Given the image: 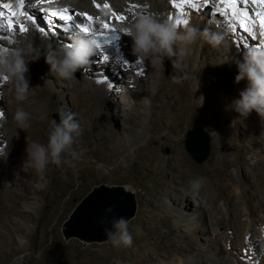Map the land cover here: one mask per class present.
Returning <instances> with one entry per match:
<instances>
[{
  "label": "bare ground",
  "instance_id": "obj_1",
  "mask_svg": "<svg viewBox=\"0 0 264 264\" xmlns=\"http://www.w3.org/2000/svg\"><path fill=\"white\" fill-rule=\"evenodd\" d=\"M199 1L198 8L201 11L205 0ZM19 3L20 0H0V13H3V15L0 16V25H3L0 27V35L9 40V43H7L5 38L0 36L1 43L3 42L4 44L2 48V45H0V50L8 49L21 37H27L33 41L34 47L38 50V55L36 59L29 61L27 65L29 71L25 75L32 88L28 100L22 102V106L32 114V119L30 121L31 126L26 131L17 129L18 135H15L17 126L12 119V115L17 104L13 98L12 102L14 104H12V106H4L0 103V112L4 113L2 116L3 120H0V124L3 125L0 127V173H2V176L0 174V181H2V184H5L0 188V211L3 212L2 215H7L8 213L16 211L17 207L14 204L8 205V200L19 194L17 193L19 192V187H16V183L19 180L16 177L20 176V168H23L29 177V179L23 181V183H19L20 188L34 183L35 187L29 190V196H33L34 199L41 202L38 207L40 208L39 215L36 218L34 226H29L25 220L23 223H17L16 231L24 233V236L19 234L18 240L20 242V247L26 249L31 244V238L34 237L37 239L35 245L36 249H42V258L45 257V252L59 245L60 236L58 233V224L64 216V212L60 210L63 204L72 201L77 193L84 187V179L81 178L80 173L75 172V170L80 164L87 161L89 159L88 156L93 153L96 154V158H94L95 162L101 166L111 161L112 166L108 171L111 177L136 180L142 187V197L145 206L151 205L153 207L150 210L144 209L143 214L145 213V216L143 215L137 220V224L141 229L129 227V231L133 236L131 247H115L110 243L106 247L86 250L83 252L84 256L82 257L81 264H117L114 262V259H119L123 264H129L127 260L130 255L137 260V264H162L163 261H160L162 258L157 252V247L159 246L160 240L164 238L163 236L167 232H161L157 236V241L154 244L146 240L147 233L148 231H157L161 225H167L174 217L173 212L175 213L176 210H180L179 207L182 204L186 211L192 210L193 207L196 208L194 214L197 215L193 216L194 214H190L189 216L184 215L185 217H176V229L178 228L181 233L191 232V234L195 236L196 234L207 236L206 244H204L205 248L218 247L220 241H223L224 244L222 245L226 247L229 256L234 254V234L244 233L243 236L246 241V246H248L251 252L250 261L252 262V259L257 261L260 256L264 254V208L262 209V216H260L262 217L263 224L261 223L256 226L258 221L252 216L258 211V208H261L262 205L264 206V203L261 201V204H257L256 202L253 204V200L248 196L247 198H250L248 199V204L247 200H245L248 189H243V183H245L247 179L250 180L251 177L256 175L259 176L262 173L264 174V147H255V144L258 142L264 144V128L257 129L261 126L263 120L260 119L261 117L259 118V126H254V130L250 134V136L253 137V139H251L253 146L251 152L248 155H243L241 158L227 159V154L237 152L238 140L233 137L227 145H221L219 143L209 163L197 167L190 166L185 150L179 142L181 132H183V119L186 115L187 108L193 107L198 102V99H191L188 93V82L193 72H195L196 75V79L193 82L194 92H196L195 95H197V98L200 96L204 97L201 105L202 107L208 104L210 106V113L215 112L217 109L230 111V115L236 113L228 107L229 105L225 102V97L220 96L215 91L214 84L209 82V77L212 76L215 78H218L220 75L226 77L228 71L236 66L237 60L232 55L237 51L235 47L236 40H242L247 43H253V41L256 40L250 39L244 32V29L239 28L238 20H232L231 9L225 8L224 12L227 14H221L223 18H218L220 20L217 22V27L226 35V41L228 42L229 40L234 43L233 47L229 46L223 49V51H227L226 55H228V61L225 63L220 62V59L214 56V66L218 68V70H210L207 67L210 55L207 42L198 41L196 44L191 45L190 54L182 62L181 66L178 67L183 80L180 85H178L181 91L179 99L176 100L175 103H156L151 100L150 107L143 104V108L146 111L145 113H147V110L151 112L150 115L143 116V118L137 115L133 116L132 114V110L139 109L136 103L131 107H126L127 102L125 101H123L124 105L121 101H117L116 104L110 103L109 106H111V109L120 111L121 114L119 113V117H125V129L127 128V131L124 130V127L122 128L121 125L123 123L117 122V126H114L113 129H109L105 126V122H103L98 126V137L100 140L96 144H92V138L84 136V129L82 128L83 132L81 137H79L77 143L73 145L76 151L82 153V155L80 159L72 161L74 166L62 163L57 165V169L54 170L49 167L50 163L43 175H39L34 168L25 164L27 160V140L29 142L38 140L41 143H47L51 114L58 103L70 105L69 111L75 113L76 117H79L81 120H86V116L81 108L83 97L85 94L91 97L97 95L96 97H98V94H100L99 89L103 90L102 99L105 100L107 98L109 102H114V100H111L113 95H123V93H125L123 91H125L127 87V91H131L132 89L130 88H133L134 92L140 94L141 92L139 91L138 93L137 88L147 86L149 90L146 93L149 94V97L155 96L159 90L158 86L161 83L162 77L158 67L159 65L153 66L148 60L139 59L133 54L132 38L122 32V26L131 23L135 18L140 16V14L157 15L162 11H168L167 16H169L170 19V13L172 12L171 7H173L174 4L173 0H44L43 3H37V0H24L23 11L36 17V23L33 24L31 21H27L24 16L10 15L13 12L19 13ZM4 4H10L11 8H3ZM105 4L108 5L107 8L104 6ZM249 5L253 8L250 15L254 14L256 6L251 5V0H249ZM63 8L69 9L68 14L73 16L72 23L59 21L57 18L51 16L53 11H59ZM184 10L185 11L182 10L185 13L183 19L189 20L188 25H194L203 30L205 29L204 25L207 24L210 32L214 30L213 28L215 25H213V23H210V21L209 23H205V18L201 16L202 11L196 13L194 11L195 9L191 8L187 3H185ZM239 10H241V6L238 3V11ZM84 13L91 15L93 17L92 21H88L86 16L83 15ZM113 13L116 15H123L125 20H117ZM38 17H40V19H38ZM9 19L12 20L14 25L11 31L8 29ZM176 19H178L177 16L175 17V20ZM46 21H48L52 29L57 26L58 28L55 30H62L64 24H69L75 29V35L81 32L79 28L76 27V25L81 23L87 25L92 33L107 31L102 28L104 23H108L110 28L116 29L115 32L109 31L107 37L92 35L97 42L104 47L103 49L102 46L101 48L98 47L95 52L99 62L96 60L94 63L100 66H92V70L97 71V73L92 72V70L90 71L88 68L85 69L86 66L85 68H81L80 72L84 73L86 71L85 82L87 83H84L85 85L82 84L83 86H79V83H77L75 79L71 81L65 80L67 90L73 91L76 89L77 85L81 88L80 94H76L75 96H73L74 94L68 95L67 99L62 97L56 99L50 98L51 92L55 89L46 84L38 72L41 64L43 66H50L46 62L48 45H51L53 49L63 48L65 45H68L66 41L69 36H60V31L53 33L50 28H48ZM190 21H192V23ZM233 22L237 24V31L235 32L231 27ZM21 23L25 25L28 31L24 33L19 31ZM36 25L39 29L36 28ZM185 27L184 25H180L177 28L179 31H183ZM41 29H43V32ZM254 32L258 34V38L263 37L264 39V36L261 35L258 19ZM74 33L72 32V34ZM248 34L252 35V33ZM113 35H115L114 39L112 38ZM58 37L63 39H58ZM56 38L59 40L60 45L56 43ZM234 38L236 40H234ZM224 44L225 46L228 45L227 43ZM6 45L8 46L7 48ZM200 46H202L204 50V58L193 66L192 62L196 49ZM105 55L109 57L107 61L103 60V56ZM38 57H40L41 60H39ZM104 69L108 72L114 70L113 73H110L112 75V80H104L106 76ZM99 70L101 71L99 72ZM116 72L117 75L118 73L124 75V81L122 80V83H119L121 80L118 79L117 75H114ZM147 77H153L155 79L153 81H144L143 79ZM99 82H102V87L99 86ZM240 82V88L237 90L238 97L239 92L244 89L247 84L246 80H241ZM113 84L118 85L113 87ZM95 86L96 88H94ZM6 87L10 88L9 84L5 81H0V93H3ZM122 89L124 90L122 91ZM43 95H47V97ZM2 97L3 95L0 96V99H2ZM199 103L201 104V101ZM164 109L166 110V114L161 117L158 112H162ZM175 110H177V112H175ZM104 118L108 120V117ZM160 119L164 120L163 124L158 123ZM224 120L227 121L228 117H225ZM148 123H150V125H147ZM245 125L246 123L242 120L234 121L235 127L241 128L242 126L245 127ZM165 126L171 128L173 133L176 134L174 138L169 131H165ZM173 141H176V144H173ZM166 143L173 145V154L171 156L165 155L161 151V147ZM231 146H234L236 150H231ZM4 155H7L6 158ZM65 156L71 159L68 154H65ZM248 160L253 162L249 163ZM237 163L241 164L242 172L230 174L229 167ZM137 166L147 169L149 172L148 177L151 179L149 185L138 179L136 174ZM246 170L248 171L246 172ZM76 175L79 176V178L76 177L78 180H75ZM190 176L191 178H189ZM53 187L55 188L54 190H52ZM224 188L226 189L227 203L221 201ZM161 196L170 197L176 206L169 207ZM262 200L264 201V198ZM45 202H49L48 205H44ZM23 205L24 210L21 212V216L23 217L29 216L30 211L37 210V206L33 202H24ZM218 208H220L223 213L222 227L219 225V228L211 229V226H215V222L211 220L210 215ZM184 209H181L180 212ZM246 210L248 211L247 213L245 212ZM146 212H148V214ZM243 217L247 220L246 223L241 221ZM143 227L146 229L145 231ZM172 231V228L168 230L169 233ZM211 232L213 234L212 238H210ZM2 234L4 235L5 232L0 230V235ZM202 237L204 236H201V238ZM183 250L184 249L179 246L177 252L180 253ZM19 260L15 263H18ZM195 260L196 262L187 264H235L230 258L226 257H220L218 259L208 257V259L205 260L204 257L197 258L195 256ZM238 263L243 264L241 261H238Z\"/></svg>",
  "mask_w": 264,
  "mask_h": 264
},
{
  "label": "rangeland",
  "instance_id": "obj_2",
  "mask_svg": "<svg viewBox=\"0 0 264 264\" xmlns=\"http://www.w3.org/2000/svg\"><path fill=\"white\" fill-rule=\"evenodd\" d=\"M165 1V0H164ZM182 0H176V3H181ZM195 2L197 4L200 3L199 0H195ZM227 3L228 0H208V3L204 5L200 11V9H195L194 11L197 13L198 11H200L202 14L201 16H203L205 18V23H213L214 26V30L212 32H220L222 33L221 29L219 27H217L218 25V21L220 19L223 18V15H221L222 13L218 12L217 9H227ZM184 6L185 3L183 5V9H177L175 6L171 7V16L170 19L172 21L175 20V17L177 16L178 19H183V15L185 14L183 11L184 10ZM252 11L253 8L252 6H250ZM183 10V11H182ZM177 14V15H176ZM144 15V14H140ZM159 15L162 18L165 19H169L168 15V11H162L159 13ZM181 15V16H180ZM221 17V18H220ZM220 18V19H218ZM38 19H40V17H38ZM217 19V20H216ZM213 21V22H212ZM192 23V21H190ZM72 23V22H69ZM217 23V24H216ZM46 24L48 26V28H50V30L54 33L56 31H60L61 33H59V35L63 36V35H68L69 37L67 38L68 40L66 41L67 44H70L72 42V35H75V29L73 27H71L69 24H64V26L62 27V30H55L56 28H58L57 26L55 28H51V26H49L48 21H46ZM237 25V24H236ZM239 26V23H238ZM205 28L208 29V25L205 24L204 25ZM36 28L39 29L36 25ZM67 29V30H66ZM73 30V31H72ZM72 32L74 34H72ZM249 37H252L251 39H256L255 41H253V43H247L245 41L242 40H236L234 38V40H236L235 43V47L237 49V51L235 53H233V57L236 58L237 60V64L238 62H243L245 54L247 53L248 49L253 47L254 44H259V41L264 40L263 37H257L258 34H255L254 37L250 34H246ZM2 38H5V41L7 43H9V40L0 35ZM8 37V36H7ZM49 38V36H48ZM58 39H63V38H59ZM56 38V43L59 44V40ZM259 39V40H258ZM65 40V39H64ZM3 41V40H2ZM225 43H227L228 45L225 46V44H221V45H217V46H213L211 44H207L208 45V49L210 50V55H209V62L207 63V67L211 70H215L218 68H216L214 66V56L218 57L220 60V62H224V61H228V55H226L227 51H223L224 48L229 47V46H234V43L232 41L228 42L226 41ZM244 44V45H243ZM0 45L1 48L4 46L3 42L1 43L0 40ZM102 49L104 48L102 44L99 43V47ZM246 46V47H245ZM8 46L6 45V48ZM216 49V50H215ZM214 51V52H213ZM238 55H237V54ZM231 55V56H232ZM204 50L202 48V46L198 47L196 49L194 58H193V62L192 65L194 66V64H197L199 61H201V59H203L204 57ZM39 60H41L40 57H38ZM227 59V60H226ZM97 60V62H99V59H97L96 54L90 57V63L89 66L87 65L85 69H89L90 71L92 70V66H96L99 67V64H95L94 62ZM174 58H165L164 62L162 64H158L159 69H160V74H162L161 77V83L158 86V92L155 94V96L150 97V99L152 101H155L156 103H160V102H166L168 104H173L175 103L176 100L179 99V95H180V87L178 85H180V83L182 82V76L180 75L179 72V68L173 63ZM225 63V62H224ZM237 64L236 66H234L232 68V70L228 71V75H226V77H222L221 75L218 76V78L215 77H209V82L211 84H214V89L215 91L222 97H225V102L230 105L231 101L235 98H238L237 96V90H239L240 88V84L239 83H235V77L238 74V68H237ZM81 69H78L75 73V81H77V83H79L78 85L81 86L85 82V78H86V71L84 73L80 72ZM50 66H43L41 64L40 69L38 70L40 76L42 77V79L45 81L46 84L50 85L52 88H54L50 94V98L52 99H56L59 97H62L64 99H67L68 95L74 94L73 96H75L76 94H80L81 92V88L76 87L75 90L70 91L66 89L65 86V80L58 78L55 76L54 73L50 72ZM101 70H99L100 72ZM92 72L97 73V71L92 70ZM114 70H112L111 72H108L106 69H104V73L106 74V76L104 77V80H112V75L110 73H113ZM221 72V71H220ZM194 73V74H193ZM191 74V78L190 81L188 82V93L190 94V98L192 99H198V102L193 106V107H189L187 108V112L186 115L183 119V132H181V136H180V145L183 147V149L185 150L186 156L188 157L189 160V165L190 166H202L204 164H207L211 161L212 157L214 156L219 143L221 145H227V143H229L231 141V139L233 137H235L238 140V145H237V152L234 153H229L227 154V159L231 160V159H235V158H241L243 155H248L253 146H252V142L251 139H253V137L250 136V134L252 133V131L254 130V126H259V118L260 116L255 112V110H253L247 117L243 118L240 117L239 114L236 112L235 114L230 115L229 112L230 111H225V110H215V112L210 113L209 109L210 106L208 104H206L205 106H201L200 105V101H201V96L199 98H197V95H195L196 92H194V80L196 79V75L195 72H193ZM221 74V73H219ZM114 75H117V72L114 73ZM118 79L122 80L124 78V75L121 73H118ZM195 77V78H194ZM221 78V80H220ZM155 78L153 77H147L144 78V81H153ZM206 79V78H205ZM117 80V78H116ZM179 80V82H177ZM192 80V81H191ZM124 81V80H123ZM207 81V79H206ZM247 83V81H246ZM85 85V84H84ZM118 84L114 85L113 87H116ZM247 85V84H246ZM83 86V85H82ZM99 86L102 87V82H99ZM135 86V85H134ZM10 87V85H9ZM132 87V85H131ZM161 87V88H160ZM96 88V86L94 87ZM128 88V87H127ZM126 88V89H127ZM7 89V90H6ZM125 89V91H123L124 89H122L123 92V96L122 94H115L113 95L110 99L114 100V102H109V99H102V93L103 90H100V94H98V97L94 96L91 97L87 94H85V96L83 97V103H82V112L85 114L86 116V120H81L79 117H76V120L80 123L81 127L84 129L83 135L86 137H91L92 139V144H96L100 138L98 137V126L101 125L103 122H105V126L108 127L109 129H113L114 126H117V122L119 123H123L121 126L122 128L124 127V130L127 131V128L125 129L126 123L124 121L125 117H119V113L120 111H115L113 109H111L109 106L110 103L112 104H116L117 101H121L124 105V102H127L125 105L126 107H131L133 105L139 106V109H135L132 110V114L133 116H140L143 118V116H147L148 114L150 115V111L147 110V113H145L146 111L144 110V106L142 103V99L145 96L149 97V94H147L146 92L149 90L147 89V86H141L138 87V93L139 91L141 92L140 94H137V92H134L133 88L131 91H127ZM9 88L6 87L3 91V97L2 99H0V103L2 105H7V106H12V104H14L12 101V96L9 94L8 92ZM113 90V89H112ZM117 91V90H115ZM7 93V94H5ZM87 95V96H86ZM44 97H47V95H43ZM45 103V102H44ZM199 103V104H198ZM84 104V105H83ZM73 105V104H72ZM157 106V104H156ZM229 107V106H228ZM70 105H67L65 103H58L55 107V109L53 110L52 114H51V120H56L55 119V114H57L60 110H64V111H69ZM73 108V107H72ZM72 112V111H71ZM175 112H177V110H175ZM159 115L162 117L166 114V110H162L158 112ZM229 115H228V114ZM121 114V113H120ZM124 114V113H123ZM122 114V115H123ZM104 117H108V120L105 119ZM225 117H228V120L225 121ZM261 119V118H260ZM244 121L246 123L245 127L242 126L241 128L239 127H235L234 126V121ZM163 119H160L158 121L159 124H163ZM124 125V126H123ZM147 125H150V123H148ZM112 127V128H110ZM166 127V126H165ZM167 128V129H166ZM165 131H169L170 134H172V137L174 138V136L176 134L173 133L171 128L166 127ZM194 128H203L205 129L209 135H210V152H209V156L204 159L203 161H198L195 158H193L191 156V154L189 153V151L186 148L185 145V140L187 138V134L191 129ZM264 128V120L263 123L261 124V126L257 129H261ZM221 132V133H220ZM250 136V137H249ZM173 144H176V141L172 142ZM260 145V146H259ZM255 147H264V144H260V142L255 144ZM231 150H236L234 146H231ZM161 151L168 156H171L173 154V145L166 143L165 145H163L161 147ZM88 160L83 162L82 164L79 165V167H77V169L75 170V172L80 173L81 178L84 179V187L77 193V195L74 197V199L66 204H63L62 209L60 210L61 212H64V216L62 218V220L59 222L58 224V233L60 236V243L59 245L44 253L45 257L41 258V250L36 249L35 245L37 243V239H35L34 237L31 238V244L26 248V249H22L20 247V242H19V234L24 236V233L21 231H16V227H17V223H23L26 221V223L29 226H34V223L36 222V218L39 215V211L40 208H38L41 204V202H39V200L34 199L33 196H29L30 194L28 193L29 190L33 189L35 186L34 183H30L28 184L26 187L24 188H20L19 183H23V181H26L27 179H29L28 174L26 171H24L23 168H20L19 170V175L18 177H16L19 181H17L16 183V187H19V193L17 196L12 197L10 200H8V205H12L14 204L17 208L15 212L12 213H8L7 215L3 214L2 211H0V230L2 232H5V236L2 234L0 235V264H81L82 263V257L83 252L86 250H90V249H99L100 247H106L110 244V242L104 241V242H92V243H87L84 242L82 240H80L79 238L73 237L70 239H65L63 233H62V225L65 222V220H67L70 216V214L72 213V211L74 210V208L82 201V199L92 190L94 185L97 184H101V183H106L109 185H126L129 186L131 188H133L136 192V198H137V203H138V207H137V212L136 215L130 220V224L129 227H132L133 229H141L140 226H138L137 224V220L141 217V216H145V213L143 214V210L144 209H152L153 206H148L144 204L143 202V197H142V187L137 183L136 180L133 179H121V178H114L111 177L109 174V169L111 168V161L106 163L104 166L99 165L97 162H95L96 158V154L91 153L90 156H88ZM249 163L253 162V161H249ZM56 164L51 163L50 164V168H53L54 170L57 169L56 168ZM241 164L237 163L234 165H231L229 167V173L230 174H237L241 171ZM248 170H246L247 172ZM242 172V171H241ZM148 171L147 169L144 168H140L139 166L136 167V174L139 180H141L143 183L145 182V184H150L151 183V179L150 177H148ZM2 176V173H0ZM79 176L76 175L75 176V180H78V178H76ZM191 178V176L189 177ZM6 181V179H5ZM13 182V181H12ZM11 184V182H10ZM2 185V181H0V188ZM76 186V185H74ZM73 186V187H74ZM55 187V186H54ZM52 188V190H54L55 188ZM247 188V193H246V197L245 200H247L248 204H249V200L251 198L252 203L254 204L255 202L257 204H261V201L264 203V201L262 200L264 198V174H260L259 176L256 175L254 177H251V179H247L245 181V183H243V189ZM25 190V191H24ZM27 190V191H26ZM18 191V190H17ZM250 198H247V197ZM222 202L227 203V194H226V189L224 188V191L221 195ZM31 198V199H30ZM161 198L166 202V204L169 207H174L176 206L174 201L168 197V196H161ZM250 200V202H251ZM24 202H33L35 203V205L37 206V210L36 211H30L29 212V216L27 217H23L21 216V212L24 210ZM49 202H45L44 205H48ZM244 206V205H243ZM246 206V205H245ZM180 210H176L175 213L173 212V218L171 221H169V223L167 225H161L159 227V229L157 231H151L147 233V237L146 240L148 242H150L151 244L156 243V238L157 236L161 233L164 232L166 233L160 240L159 242V246L157 247V252L159 255H161L162 260L163 261L162 264H187V263H194L196 262L195 260V256L198 258H202L204 257L205 260L208 259V257L211 258H215L218 259L220 257H226V258H230L232 260V262H234L235 264H239L238 261H241L243 264H264V254H262L260 256V258L256 261L255 259H252L253 261L251 262V252L248 249V246H246V241L244 239V233L241 234H234L235 235V240H234V254L229 256V252H227L226 247L223 246L222 244H224L223 241H220L218 247L214 246V247H210V248H205L204 244H206V239L207 236L203 235V234H196L192 235L191 232L189 233H181L179 231V229H176V217H185L184 215L189 216L190 214H194L196 212V208H192V210L190 209L189 211H186L184 209L183 204L179 207ZM264 208V206L262 205L261 208H258V211L256 213L253 214L252 217H254L257 221L258 224H256V226L260 225L262 222V209ZM181 209H184L182 212ZM1 210V209H0ZM20 212V213H19ZM246 213L248 212L247 210L245 211ZM148 214V212H146ZM197 214H194L193 216H196ZM222 211L220 208L215 209L211 216V220H214L215 222V226H211V229H215V228H219V225H221L223 219H222ZM2 216V217H1ZM30 217V218H29ZM220 219V220H218ZM25 220V221H24ZM210 221V220H208ZM241 221L243 223H246L247 220L243 217L241 218ZM209 225V224H208ZM264 225V224H263ZM222 227V225H221ZM170 228H172V232L169 233L168 230H170ZM162 229V230H161ZM143 230L145 231L146 229L143 227ZM166 230V231H165ZM212 232L210 235V238H212ZM201 236H204L201 238ZM194 237V238H193ZM211 243V242H209ZM182 247L184 250L180 253L177 252L178 247ZM222 247V249H221ZM247 250V251H246ZM153 251V250H151ZM169 252V253H168ZM229 256V257H228ZM130 255L128 256V263L129 264H137V260L134 259V257ZM131 258V259H130ZM20 259V260H19ZM133 259V260H132ZM17 260H19L18 263H15ZM114 262H116L117 264H123L122 262H120L119 259H114ZM127 263V262H126Z\"/></svg>",
  "mask_w": 264,
  "mask_h": 264
},
{
  "label": "clouds",
  "instance_id": "obj_3",
  "mask_svg": "<svg viewBox=\"0 0 264 264\" xmlns=\"http://www.w3.org/2000/svg\"><path fill=\"white\" fill-rule=\"evenodd\" d=\"M122 32L132 38L133 54L139 59L148 60L153 66L162 64L165 58H175L173 63L177 67L181 66L191 52L190 46L198 41L213 46L226 42L225 34L210 32L207 28L201 30L197 26L188 25L183 31H179L174 21L162 18L159 14L138 16L131 23L123 25ZM97 48L98 42L92 35L80 32L63 48L53 49L48 45L46 62L55 76L71 81L78 69L89 65L90 57L95 54ZM37 55L38 50L34 47L33 41L27 37H21L6 50H0V81L10 85L8 92L17 104L12 115L17 126L15 135H18L17 129L26 131L31 126L32 114L22 106V102L28 100L32 88L25 75L29 71L27 65L29 61L36 59ZM237 68L238 74L234 82L246 80L247 85L239 92V97L231 101L229 107L243 118L255 110L264 120V40L260 41L259 46L248 49L243 62H239ZM2 95L3 93H0V96ZM200 98L202 105L204 97ZM142 103L150 107V97H143ZM58 114L59 123L53 119L49 124L46 144L38 140L30 142L27 140L25 164L34 168L39 175H43L50 163L56 165L67 163L74 166L72 161L80 159L82 155L73 147L83 132L75 118L76 114L64 110H60ZM0 120H3L2 116ZM2 126L0 124V127ZM4 156L6 158L7 155ZM106 211L111 212L112 209L108 208ZM104 222L101 220L102 224ZM110 223L111 228L104 229L108 242L115 247H131L133 236L129 231L130 221L119 217Z\"/></svg>",
  "mask_w": 264,
  "mask_h": 264
},
{
  "label": "water",
  "instance_id": "obj_4",
  "mask_svg": "<svg viewBox=\"0 0 264 264\" xmlns=\"http://www.w3.org/2000/svg\"><path fill=\"white\" fill-rule=\"evenodd\" d=\"M55 119L59 123L58 113L55 114ZM185 145L193 158L203 161L209 156L210 135L203 128L191 129ZM137 207L133 188L106 183L94 185L65 220L62 233L67 240L76 237L87 243L107 241L104 229L111 228L110 221L119 217L130 221L136 215ZM108 208L112 211L107 212ZM101 220L105 222L102 224Z\"/></svg>",
  "mask_w": 264,
  "mask_h": 264
},
{
  "label": "snow or ice",
  "instance_id": "obj_5",
  "mask_svg": "<svg viewBox=\"0 0 264 264\" xmlns=\"http://www.w3.org/2000/svg\"><path fill=\"white\" fill-rule=\"evenodd\" d=\"M44 0H37V3H43ZM184 3H187L190 5L191 8L193 9H198V4L195 2V0H182L181 3H176V0H173V4L176 8H180L183 9V5ZM208 3V0H205V4ZM238 3L241 6V10L238 11ZM251 5H255L256 6V10L254 12V14L250 15L251 7L249 5V0H228L227 3V8L231 9V18L233 21H239V28L244 29V32L247 33H252V36L255 35L254 29L256 27L257 24V19L259 22V27L261 29V35L264 36V0H251ZM106 8L108 7L107 4L104 5ZM3 8L5 9H9L11 8L10 4H4ZM19 8L20 11L19 13L13 12L10 15L11 16H24L26 17L27 21H31L33 24L36 23V17L34 15H29L26 11H23L24 9V0H20L19 3ZM218 12H221L222 14H227L226 12H224V10L221 9H217ZM69 13V9L67 8H63L59 11H53L51 13L52 17L57 18L59 21H63V22H72L73 21V16L68 14ZM3 13H0V16H2ZM84 16H86L88 21H92L93 17L91 15H88L87 13L83 14ZM113 15L115 16V18L117 20L120 21H124L125 17L123 15H116L115 13H113ZM175 24L176 26H180V25H184L187 26L189 24V20L188 19H176L175 20ZM3 25H0V27H2ZM13 22L11 19L8 20V29L9 31L13 30ZM76 27L79 28V30L83 33H85L86 35H99L102 37H107L108 32H115L116 29L110 28L108 23H104L102 25V28L104 30L107 31H100L99 33H92L90 28L87 25H84L83 23L76 25ZM232 30L235 32L237 31V26L236 23L233 22L231 24ZM19 31L21 33H24L26 31H28V29L25 27V25L23 23L20 24L19 27ZM41 31L43 32V29H41ZM112 38H115V35L112 36ZM250 39L252 37H249ZM254 46H259V44H254ZM98 47H99V43H98ZM6 50V49H5ZM109 59V57L103 56V60L107 61ZM4 113L0 112V116H3ZM247 251V250H246Z\"/></svg>",
  "mask_w": 264,
  "mask_h": 264
}]
</instances>
